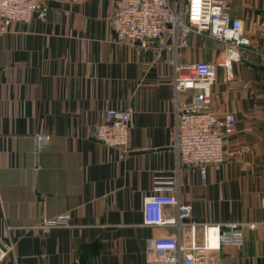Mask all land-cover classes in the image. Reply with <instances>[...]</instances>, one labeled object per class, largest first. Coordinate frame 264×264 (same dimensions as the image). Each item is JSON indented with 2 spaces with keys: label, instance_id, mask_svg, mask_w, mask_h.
Segmentation results:
<instances>
[{
  "label": "crops",
  "instance_id": "0c3cea01",
  "mask_svg": "<svg viewBox=\"0 0 264 264\" xmlns=\"http://www.w3.org/2000/svg\"><path fill=\"white\" fill-rule=\"evenodd\" d=\"M168 1L176 10L185 0ZM225 1L248 41L238 59L220 65L224 45L196 32L175 52L178 62L216 65L210 110L236 118L221 165H208L205 179L179 168V198L191 205L179 231L142 216L155 179L176 169L174 53L155 42H118L115 0H44V19L0 23V236L15 243L7 264H73L82 253L85 264H170L148 261V241L179 234L182 244H199L200 226L191 222L238 223L243 244L214 257L264 264V0ZM107 107L132 111L125 151L91 136ZM38 135H49L48 144L38 147ZM63 213L70 226L36 227Z\"/></svg>",
  "mask_w": 264,
  "mask_h": 264
},
{
  "label": "built area",
  "instance_id": "2783aa9c",
  "mask_svg": "<svg viewBox=\"0 0 264 264\" xmlns=\"http://www.w3.org/2000/svg\"><path fill=\"white\" fill-rule=\"evenodd\" d=\"M47 12L44 0H0L2 29H7L14 22L27 23L33 18L42 20ZM110 22L118 42H138L144 47L155 42L158 49L167 48L174 53L171 87L175 119L171 148L176 154V169L168 179H155L153 193L143 200L142 216L146 225H173L179 231L182 220L191 216V205L179 198V168H195L201 179H205L208 165H221L225 160V144L235 129L236 118L233 112L219 117L210 110L216 65L202 60L178 62L175 52L185 45V37L189 33L205 34L224 45L223 59L219 64L229 68V62L239 57L237 48L248 44L242 37V21L230 15L225 0H185L176 10L168 0H115ZM188 91L193 93L191 101L180 103L178 95ZM131 124L130 109L107 107L101 121L91 125V136L105 146L125 151ZM37 138L38 147L49 142V135H38ZM165 207L173 209V214H165ZM188 224L192 228L200 226L201 243L192 241L184 245L179 234L155 237L148 241V261L219 264L214 251H220L223 246L240 247L243 244L238 223ZM68 226V213L44 218L36 225L40 230ZM14 246V242L5 241L0 236V264L8 263Z\"/></svg>",
  "mask_w": 264,
  "mask_h": 264
},
{
  "label": "water",
  "instance_id": "95a60500",
  "mask_svg": "<svg viewBox=\"0 0 264 264\" xmlns=\"http://www.w3.org/2000/svg\"><path fill=\"white\" fill-rule=\"evenodd\" d=\"M35 158H36V154H35ZM36 192H37V189H36ZM184 220H187V219H184ZM85 262H86V254L82 253L78 263H73V264H85Z\"/></svg>",
  "mask_w": 264,
  "mask_h": 264
}]
</instances>
